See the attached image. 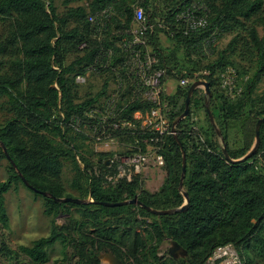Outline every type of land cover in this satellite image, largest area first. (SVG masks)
Returning a JSON list of instances; mask_svg holds the SVG:
<instances>
[{
	"label": "trees",
	"instance_id": "16d2710c",
	"mask_svg": "<svg viewBox=\"0 0 264 264\" xmlns=\"http://www.w3.org/2000/svg\"><path fill=\"white\" fill-rule=\"evenodd\" d=\"M76 1L63 0L65 9L58 13L55 0H0V99L9 113L0 124V142L11 158L0 145V157L9 161V177L0 182V221L9 225L5 193L14 183L23 182L19 172L37 191L32 190L43 196L46 214L67 216L62 224L54 221L51 233L30 246L13 250L2 239L0 253L12 258L23 253L32 264H46L48 249L60 242L66 254L68 246L74 247L77 264H101L104 253H112L123 264H206L218 247L232 244L241 257V262L234 264H254L256 256L264 255V170L258 159L264 153V122L256 153L233 162L214 138L217 131L204 99L193 97V104L205 109L210 126L204 129L202 140L194 136L188 122L191 112L176 126L187 158L180 190L183 153L175 135L152 140L155 134L141 128L142 119L134 116L138 111H150L153 103L134 96L125 62L129 48L124 42L132 38L133 4H138L153 29L143 36L146 44L137 48L141 46L146 53L147 43L151 45L157 58L154 67L166 74L203 78L213 88L219 83L220 72L235 65V56L246 62L238 68L243 79L241 92L235 98L222 93L210 99L223 143L231 158L238 159L252 148L257 121L264 117V91L257 90L264 78V0H171L166 9L152 10L148 9L150 0H88L86 5H72ZM107 9L115 13L110 21L119 34L113 33L110 23L101 25L100 15ZM190 12L206 15L207 24L190 28L186 18ZM161 21L166 27L158 25ZM162 31L173 42L172 49L162 45ZM224 34L234 36L225 49L217 51L216 59L203 63L205 49ZM181 51L184 58L179 56ZM93 68L111 72L118 85L122 83L115 103L111 98L106 105L101 103V112H106L101 121L91 117L99 99H81L77 81ZM190 85L179 86L174 95L163 94L172 105L171 125L185 109ZM103 95L105 89L98 93ZM114 109L116 112L109 114ZM123 120L132 126H113ZM236 126L242 144L233 148L231 131ZM84 127L98 128L102 136L128 143L131 148L126 155L145 152L148 145L157 148L167 171L161 188L156 192L145 189L139 175L109 181L107 175L118 172L116 164H111L114 153L88 149L90 137ZM65 160L72 162L71 187L78 197L94 202H60L38 192L72 196L62 178ZM183 191L189 194L188 208L171 214L156 215L135 204L97 203L138 197L151 207L169 209L185 203ZM71 207L78 208L79 217L71 214ZM166 239L176 240L187 255H159Z\"/></svg>",
	"mask_w": 264,
	"mask_h": 264
},
{
	"label": "rangeland",
	"instance_id": "374dc122",
	"mask_svg": "<svg viewBox=\"0 0 264 264\" xmlns=\"http://www.w3.org/2000/svg\"><path fill=\"white\" fill-rule=\"evenodd\" d=\"M88 0H78L72 5H86ZM171 0H150L148 5V9L152 10L154 7L158 9H166L168 3ZM55 4L58 10V13H62L65 9V5L63 0H55ZM135 9H139L141 7L138 4H133ZM143 9V8H142ZM144 11V10H143ZM145 13V11H144ZM115 13L111 9H107L103 11L100 15L101 17V25L104 26L106 23L111 24V30L113 33L119 34V30L115 28V24L110 21V17ZM145 23H139L134 21L132 24L133 29H137L140 26H144ZM160 27H166L163 25V22H159ZM234 34H224L219 39L215 40L212 47H207L205 49V58L203 63H207L210 60H214L218 57V50H223L227 47L229 41L232 39ZM160 41L164 47L172 49L173 42L170 40L166 32L159 33ZM147 42V37L142 38ZM215 47L216 50L212 51V48ZM146 52L152 54V46L147 43ZM112 51H110L111 53ZM180 58H184L183 52L179 53ZM196 53L193 54V57H196ZM241 62V63H240ZM233 66H228L225 71L220 72L219 83L211 88V96L217 97L218 94H225L231 98H235L242 90L243 79L242 76L238 73V68L241 64L247 65L245 61H241L239 57H234ZM203 72H195L194 76H198ZM182 79H190V83L194 82L197 79L203 78H191V77H183L176 74H165L163 81V88L165 90L166 95H174L179 86L186 87L187 85H182ZM206 80V79H204ZM77 81L80 85V95L81 99H85L87 97H97L99 105L96 109V112L91 114L93 118H100L101 115L105 116L106 112H101L99 108L101 103L106 105L109 99L116 98L118 96V82L116 78L113 77V74L109 71H101L99 69L93 68L88 71L85 76H80L77 78ZM105 89V95L98 96L99 92H102ZM258 92L264 91V78L260 82L258 86ZM193 97H199L206 101V93L204 86H199L195 89L190 104V112L191 116L188 120L191 123V126L194 130V136L200 138L201 140L205 138L204 129L210 126L208 121V116L203 107H196L192 99ZM168 100V99H167ZM169 102V101H167ZM169 108H172V105L169 103ZM9 116L8 111L5 109L4 99H0V124H2ZM211 122V121H210ZM216 122V119H215ZM100 124V123H99ZM217 124V122H216ZM217 127L221 131L219 125ZM85 133H87L90 137L89 147L91 151H95V153L99 152H112L114 153V157L117 156L119 159L121 156H126V151L130 149V145L125 143L122 140L114 138L111 140L107 137H102L98 128L91 129L90 127H84ZM232 137L230 145L233 148H238L242 144V138L239 126L233 127L231 131ZM214 138L219 141L221 146L224 145L222 139V132L220 135H214ZM255 144V138H253V145ZM147 149L150 150L149 154V163L145 166L141 167L139 170H133V176L139 175L140 180L143 183L145 189L156 192L163 185L167 171L165 169V164L158 165L155 161L154 147L152 145H148ZM94 159L97 161L98 156L94 155ZM259 163L264 170V153H261L258 157ZM122 163L118 162V166L121 167ZM9 161L6 158L0 157V182L5 181L9 177L8 171ZM99 171V167H96ZM74 172L72 169V162L70 160L64 161L63 168V181L68 193H71L72 196L78 197V192L76 189L71 187V182L73 178ZM132 176V177H133ZM5 205L7 208V213L9 216V225L6 226L0 221V241L3 239L7 242L8 246L13 250H18L21 245L30 246L33 242L41 237L48 236L51 233L54 221L62 224L66 220V215L61 214L55 217L53 214L48 215L45 213V201L41 194L34 192L30 187H28L24 182L18 181L16 184L10 188L8 192L5 193ZM71 214L75 217L80 216V212L78 208L71 207ZM171 247V241L166 239L159 247V255L168 257L169 248ZM235 254L233 256H224L222 258L215 259L211 257L206 264H234L240 263L241 257L236 249ZM49 260L46 264H77L78 257L75 255L74 247L68 246L67 254L64 253L63 246L60 242H57L53 247L48 249ZM101 256V264H123L121 259H116L110 257L109 253H104ZM0 264H32L30 258L21 254L19 257L12 258L4 256L0 253ZM254 264H264V255L256 256L254 260Z\"/></svg>",
	"mask_w": 264,
	"mask_h": 264
},
{
	"label": "built area",
	"instance_id": "2783aa9c",
	"mask_svg": "<svg viewBox=\"0 0 264 264\" xmlns=\"http://www.w3.org/2000/svg\"><path fill=\"white\" fill-rule=\"evenodd\" d=\"M147 15L144 13L142 8L135 10L134 21L139 23H145L144 26H140L137 29H131L130 33L132 35L131 39L124 42L129 48V54L126 56L127 74L132 79L134 88V96L142 97L153 103L150 111L142 114L141 112H136L135 117L141 118V128L152 131L155 134V138L152 140H158L159 138L165 137L167 135H174L172 130L173 125H171L169 119L170 108L168 102L163 98L165 90L163 88V79L166 72L162 69H157L154 64L157 62V58L150 53H144L143 49L137 48V45H145L146 41L142 38L148 29H153L152 24H148ZM186 18L189 21L190 28L196 29L204 27L208 20L206 15L195 16L191 12L186 14ZM190 79H182V85H188ZM122 87V83H119V89ZM116 98L111 100V103H115ZM115 106V105H114ZM114 110L109 112V114L115 113ZM114 127L128 126L131 127L132 123L130 121L114 122ZM102 136V135H101ZM103 137V136H102ZM113 140L114 138L107 136ZM153 146V145H152ZM154 147V146H153ZM158 149L154 147L155 161L158 165L164 164V158L162 154L157 152ZM150 150L147 149L145 152L138 151L131 155L121 156L119 159L117 156L111 159V164H116V169L118 170L115 176L107 175L109 181H116L119 178L132 179L133 170L137 171L141 167L149 163L150 160ZM118 162H121V169L118 166ZM234 246L232 244H227L218 247L212 257L215 259L222 258L224 256H233L235 254Z\"/></svg>",
	"mask_w": 264,
	"mask_h": 264
},
{
	"label": "water",
	"instance_id": "95a60500",
	"mask_svg": "<svg viewBox=\"0 0 264 264\" xmlns=\"http://www.w3.org/2000/svg\"><path fill=\"white\" fill-rule=\"evenodd\" d=\"M199 86H204L205 89V93H206V101H205V107H206V111L207 114L209 116V119L212 123V125L214 126V128L217 131V134L220 135L221 131L219 130V128L217 127V124L215 122V117L214 114L211 110V106H210V102H209V97L211 96V88H210V84L207 80L204 79H197L194 82L191 83L189 89H188V93L185 99V109L183 111V113L176 119V121L173 123V127L172 130L174 132V135L181 147L182 153H183V168H182V175H181V180H180V185H179V189L183 190V182H184V178L186 175V171H187V158H186V151L184 149V145L182 143V141L180 140L179 136L177 135V124L178 122H180L183 118H185L186 116H188V114L190 113V104H191V97L195 91V89ZM264 122V117L260 118L257 121L256 124V128H255V144L254 146L241 158L238 159H233L231 158V156L229 155V152L227 150L226 144L224 143L223 145V152L225 153V156L228 160H231L233 162H238V161H244L250 157H252L256 151L258 150L260 143H261V136H260V127L261 124ZM223 141V139H222ZM0 145L3 147V150L5 152V154L7 155V157L9 159L10 156L7 152V148L4 145V143L0 142ZM14 167H16L15 163L12 162ZM23 182L30 187L31 189H35L33 187V185L19 172ZM36 190V189H35ZM37 191V190H36ZM42 194H44L45 196H50L54 199H56L57 201L60 202H72V203H77V204H86L89 202H94L93 199H85V198H81V197H76V196H64V197H55L53 196L51 193L49 192H45V191H38ZM183 195L185 197V203L180 206V207H176V208H169V209H157L154 207H151L149 205H146L144 203H142L138 197H134L131 199H127V200H123V201H118V202H111V201H97V203L106 205V206H122V205H126V204H135V205H141L142 207H144L146 210L156 214V215H163V214H171V213H175L178 211H184L188 208V203L190 201L189 198V194L186 191H183ZM171 241V247L169 248V254L174 257V258H180V257H185L187 255V250L181 245L179 244L176 240H170ZM102 255V254H101ZM110 257L112 258H116L118 259L117 256L113 255L112 253H109Z\"/></svg>",
	"mask_w": 264,
	"mask_h": 264
}]
</instances>
